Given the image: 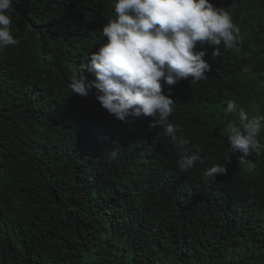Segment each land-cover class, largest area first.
<instances>
[{
  "label": "trees",
  "instance_id": "1",
  "mask_svg": "<svg viewBox=\"0 0 264 264\" xmlns=\"http://www.w3.org/2000/svg\"><path fill=\"white\" fill-rule=\"evenodd\" d=\"M211 2L240 35L215 58L197 46L206 79L162 87L175 101L168 122L204 159L182 172L152 117L122 122L94 88L71 93V69L106 39L111 0H13L20 44L0 53V264H264V149L249 172L224 112L235 100L264 114V0ZM217 163L227 174L203 182Z\"/></svg>",
  "mask_w": 264,
  "mask_h": 264
},
{
  "label": "clouds",
  "instance_id": "2",
  "mask_svg": "<svg viewBox=\"0 0 264 264\" xmlns=\"http://www.w3.org/2000/svg\"><path fill=\"white\" fill-rule=\"evenodd\" d=\"M114 14L101 26L104 40L87 63L71 69V93L87 96L95 89V99L115 119L127 122L141 115L152 117L150 127L159 125L179 150L177 161L184 172L204 163L200 149L183 135L180 126L168 122L175 101L164 94V84L172 86L181 80L199 82L206 79L210 64L203 59V47H212L213 58L220 55L219 46L234 49L240 27L232 14L211 0H111ZM13 0H0V53L8 46L20 44L12 35ZM87 73L94 79H89ZM226 114L236 117L227 123V142L231 153L249 172L255 165L247 160L253 152L264 149L259 136L264 130V114L249 115L235 100H229ZM118 152L113 151L115 158ZM224 164H212L202 173L203 182L226 175Z\"/></svg>",
  "mask_w": 264,
  "mask_h": 264
}]
</instances>
